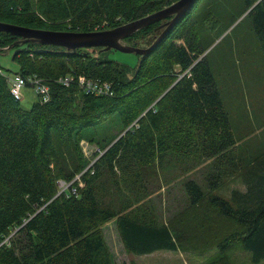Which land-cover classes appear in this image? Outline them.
Instances as JSON below:
<instances>
[{"label": "trees", "instance_id": "obj_1", "mask_svg": "<svg viewBox=\"0 0 264 264\" xmlns=\"http://www.w3.org/2000/svg\"><path fill=\"white\" fill-rule=\"evenodd\" d=\"M174 1L0 0V21L57 31L103 30ZM200 1L148 54H137L134 66L109 58L113 49L101 47L97 52L66 51L35 41L12 47L19 49L13 59L15 73L39 78L49 94L46 101L38 97L23 108L10 93L8 75L0 74V264H112L100 232L111 218H116L121 240L134 255L180 250L173 225L125 211L151 192L148 168L185 160L211 163L203 176L207 189L192 178L183 181L190 204L206 202L220 220L235 225L219 238L215 234L217 247L223 251L240 241L252 263L264 260V150L247 152L237 143L208 56L217 12L209 6L198 8ZM241 4L264 63V0ZM171 18L121 41L147 37L145 47L150 46ZM19 39L0 32V50ZM66 75L74 80L63 85L58 79ZM79 75L110 82L113 94L85 93L77 85ZM115 116L120 130L101 145L90 166L80 148L69 149L65 157L56 146L83 138L94 141L83 131ZM228 178H239L244 189L219 193ZM58 181L65 183L61 190ZM183 226L190 228L191 223L184 221ZM197 227L196 240L210 242V227Z\"/></svg>", "mask_w": 264, "mask_h": 264}, {"label": "rangeland", "instance_id": "obj_2", "mask_svg": "<svg viewBox=\"0 0 264 264\" xmlns=\"http://www.w3.org/2000/svg\"><path fill=\"white\" fill-rule=\"evenodd\" d=\"M202 6H209L217 12V19L213 23L211 21L210 30L212 34L214 32L215 40L208 49L212 48L208 56L220 86L223 103L230 115L237 143L247 152L263 151L264 63L258 42L251 31L250 21L245 17L247 11H241V0H201L198 8ZM146 40L149 41L150 38L121 42L128 45L134 42L135 45L144 48ZM6 47L7 45L0 50V67L10 77L18 67L11 58L14 49ZM98 48L100 47L87 49L97 52ZM108 57L129 66H134L139 61L136 53H125L115 49L109 52ZM21 93L20 103L23 108H30L38 99L31 85L23 86ZM119 128L115 116L105 123L88 127L83 131L84 137L93 138L94 141L83 138L77 143L58 142L56 146L65 157L69 149L80 148L87 162L90 161V166L101 154V151H98L101 145L109 142ZM122 134L123 132L119 136ZM192 161L185 160L183 164L167 161L148 168L145 177L153 184L151 192L125 211L130 214L143 213L147 218L150 216L157 222L173 225L178 231L180 250H159L151 254L134 255L125 248L121 240L116 218H111L101 224L100 232L112 264H209L217 258L215 264H224L223 260L229 261L230 264H255L240 241L231 243L223 251L217 247L215 234H218L219 238L221 233L234 229L235 225L231 221L220 220L206 202L192 206L188 201L183 181L192 178L206 187L203 184V176L207 167L211 165L210 160ZM64 187L65 183L58 181V188L61 190ZM232 187L244 189L239 178H228L222 184L219 193L227 195ZM184 221L190 222L191 227L183 229ZM205 223L213 235L207 236V241L210 242L200 244L201 240H196L197 224ZM186 246L196 247L189 250ZM257 264H264V260Z\"/></svg>", "mask_w": 264, "mask_h": 264}, {"label": "water", "instance_id": "obj_3", "mask_svg": "<svg viewBox=\"0 0 264 264\" xmlns=\"http://www.w3.org/2000/svg\"><path fill=\"white\" fill-rule=\"evenodd\" d=\"M197 0H176L170 5L157 10L151 14L138 19L123 23L113 28L94 31H57L49 29L29 28L16 24L0 21V32L10 33L20 37L14 44L8 45L10 49L18 43L35 41L44 45H55L65 48L66 51H75L78 48L101 47L104 50L115 49L125 53H136L144 56L154 47V45L166 34V32L177 22L187 11H189ZM172 16L164 29L156 38L155 42L148 47L140 48L121 42L135 31L158 22L164 18ZM19 49L14 50L12 60Z\"/></svg>", "mask_w": 264, "mask_h": 264}, {"label": "built area", "instance_id": "obj_4", "mask_svg": "<svg viewBox=\"0 0 264 264\" xmlns=\"http://www.w3.org/2000/svg\"><path fill=\"white\" fill-rule=\"evenodd\" d=\"M3 72L0 68V74ZM74 77L71 75H66L58 79L63 85H68ZM7 81L10 86V93L15 99L22 98L21 89L25 85H31L34 87L35 92L37 93L41 101H46L48 99L49 88L37 77L24 78L19 73H14L12 76L7 77ZM77 85L80 86L85 93H91L95 95H112V85L110 82L99 79H92L83 75L77 77Z\"/></svg>", "mask_w": 264, "mask_h": 264}, {"label": "crops", "instance_id": "obj_5", "mask_svg": "<svg viewBox=\"0 0 264 264\" xmlns=\"http://www.w3.org/2000/svg\"><path fill=\"white\" fill-rule=\"evenodd\" d=\"M159 251V250H158ZM151 254V253H150Z\"/></svg>", "mask_w": 264, "mask_h": 264}]
</instances>
